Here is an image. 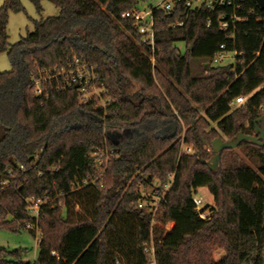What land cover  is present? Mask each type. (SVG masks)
Wrapping results in <instances>:
<instances>
[{
    "label": "trees",
    "instance_id": "1",
    "mask_svg": "<svg viewBox=\"0 0 264 264\" xmlns=\"http://www.w3.org/2000/svg\"><path fill=\"white\" fill-rule=\"evenodd\" d=\"M0 1V54L11 65L0 72V230H39L32 263L22 261L26 250L0 248V264H145L150 236L160 242L157 264H264V144L222 151L215 171L201 162L212 157L213 140L254 136L260 127L264 11L245 0L235 13L241 21L224 33L219 18L227 7L188 10L181 3L170 14L154 12L152 66L134 20L120 17L140 0H27L38 15L42 1L59 13L33 21V31L14 44L8 14L23 8ZM220 45L237 53L234 66L208 65ZM74 57L98 76L100 99L110 98L104 108L94 97L82 101L67 76L43 82L45 72L65 70ZM237 97L243 104L231 105ZM165 121L176 125L170 137L158 135ZM181 141L190 155L179 153ZM105 146L113 158L98 180L87 155ZM171 175L154 217L159 226L151 227L149 208H137L150 199L142 190ZM89 179L96 184L83 185ZM199 188L212 196L207 221L191 204ZM32 197L50 202L37 221L24 202Z\"/></svg>",
    "mask_w": 264,
    "mask_h": 264
},
{
    "label": "built area",
    "instance_id": "2",
    "mask_svg": "<svg viewBox=\"0 0 264 264\" xmlns=\"http://www.w3.org/2000/svg\"><path fill=\"white\" fill-rule=\"evenodd\" d=\"M245 0H153L152 3L148 6L146 11H140L139 9H133L124 13L120 14L122 19L131 18L134 20L137 32L141 35V44L146 47V50L149 53V60L151 65H154V26H155V18L153 16L154 12H163L164 14H170L173 7L176 4L183 3L184 6L189 10H198L200 8H207V9H214V8H223L227 7L231 9V12L227 15L223 14L219 18V30L220 32H226L229 29L234 30V25L236 22H240L241 20L235 14L237 11H240ZM177 26H181V23ZM209 26V22H207L206 27ZM230 34H228V38H231ZM217 53L211 58L208 62L210 66H219L221 63L228 58V54H232L231 56V64L234 66L237 63L236 56L237 53L234 52H227L224 49L223 45L218 46ZM240 64V63H239ZM55 74L45 72V78H43V82L51 80V78H57L58 76H67L69 78V82L67 83V88L75 87L77 92L80 94L82 101H87L89 98H97L99 99V105L104 108L105 103L110 102V98L100 99L101 94L104 90L99 87L97 81L98 76L95 74L94 70L88 66L80 65L78 60L74 57L72 62L68 64L65 70L61 69L57 71L56 69L53 70ZM41 80V81H42ZM41 81L35 82V89L38 95H42V89H40L39 85ZM66 88H64L65 90ZM244 99L242 97H237L233 100L231 105L239 106L243 104ZM179 153H183L186 155H190L192 153L191 149L186 147L183 144V141L180 143ZM113 151L108 149L106 146L102 150H95L89 152L87 157L92 159L97 168V174H99L98 180H101L105 175V168L108 161L113 158ZM174 179V175L169 177V181L162 186L154 187L150 192V199L148 200H141L137 204V208L142 210L144 207H148L149 211L151 212L152 220H151V227L159 226L154 222V217L158 212L160 202H164L165 195L169 191L172 182ZM6 182L2 184L5 185ZM96 180H86L83 182V185H95ZM160 188V189H159ZM162 190V191H160ZM198 192V189L194 192ZM204 197H195L192 196L191 204L194 207L196 215L199 220L207 221L208 220V212L204 211L206 206H209L207 202L204 201ZM25 206L27 211V216L37 221L39 209L41 206L48 205L50 202L45 199L40 198H29L25 199ZM27 230L34 231V236L38 235V239L36 240V244H38L39 240V230L33 226H26ZM165 231H170V225L167 224L164 227ZM160 245V242L155 243L150 236L148 245L143 249V253L146 256L147 262L145 264H157L155 260V248L156 246Z\"/></svg>",
    "mask_w": 264,
    "mask_h": 264
},
{
    "label": "rangeland",
    "instance_id": "3",
    "mask_svg": "<svg viewBox=\"0 0 264 264\" xmlns=\"http://www.w3.org/2000/svg\"><path fill=\"white\" fill-rule=\"evenodd\" d=\"M21 3L23 8L22 12L19 13H9L8 14V27H7V34L9 38V43L14 44L18 41L21 37H24L26 33H31L33 31V21H37L40 19L45 20L46 18L56 17L58 15V10L51 2L42 1V11L38 15L34 10V6L31 5L30 2L27 0H18ZM152 3L150 0H140L138 4V9L140 11H146L148 9L149 4ZM2 5L0 1V6ZM176 48L184 52L183 44L178 43L176 44ZM232 54H228V58L225 59L223 63L219 66H225L227 64H231ZM11 69V65L7 55L4 53L0 54V72H8ZM173 124V123H172ZM185 130H183L184 132ZM182 132V134H183ZM120 133V132H119ZM174 133L173 127L170 126L163 131V127L160 128L158 135L161 137H170ZM240 158H243V153L241 151H236ZM248 165L252 166V163L244 159ZM254 168V167H253ZM144 194L150 193L149 189H143ZM195 197H204V201L212 206V196L209 195L208 191L203 188H199L198 192L193 193ZM170 225V224H169ZM172 228V225H170ZM38 239V235L33 236L31 235L28 230L20 229L19 232L15 233L12 231H8L6 229L0 230V248H5L8 251H16V250H26L25 254H22V261L24 262H33L36 259L38 253V245L36 244V240ZM221 255L220 252H215L213 258L216 260L219 259Z\"/></svg>",
    "mask_w": 264,
    "mask_h": 264
},
{
    "label": "water",
    "instance_id": "4",
    "mask_svg": "<svg viewBox=\"0 0 264 264\" xmlns=\"http://www.w3.org/2000/svg\"><path fill=\"white\" fill-rule=\"evenodd\" d=\"M257 9L264 11V0H252ZM256 125L254 130V136L242 135L238 134L232 140L223 141L222 139H215L210 144V152L213 154L208 162L201 160L203 164H205L210 171H215L218 167L221 152L227 149H235L239 144L244 141L250 142L251 144L262 147L264 144V114L256 121ZM176 125L174 124L173 131H175ZM198 158H201V155L197 152L195 153Z\"/></svg>",
    "mask_w": 264,
    "mask_h": 264
},
{
    "label": "crops",
    "instance_id": "5",
    "mask_svg": "<svg viewBox=\"0 0 264 264\" xmlns=\"http://www.w3.org/2000/svg\"><path fill=\"white\" fill-rule=\"evenodd\" d=\"M170 126H172V127L174 128V124H172V123L169 122V121H165V122L163 123V125H162V127H163V131H166V129H167L168 127H170Z\"/></svg>",
    "mask_w": 264,
    "mask_h": 264
}]
</instances>
